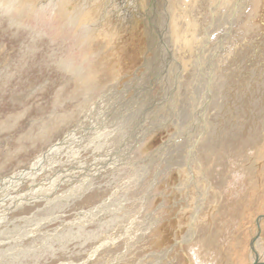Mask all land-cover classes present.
Here are the masks:
<instances>
[{
	"label": "rangeland",
	"instance_id": "rangeland-1",
	"mask_svg": "<svg viewBox=\"0 0 264 264\" xmlns=\"http://www.w3.org/2000/svg\"><path fill=\"white\" fill-rule=\"evenodd\" d=\"M60 1L0 0V185L83 130L105 92L117 91L99 119L112 115L123 141L139 143L125 173L103 171L72 197L78 181L61 184L50 200L13 211L0 226V264H82L103 241L87 264H253L256 237L264 243V0H161L158 56L147 32L160 39L156 0H70L64 15ZM83 12L92 14L74 25ZM217 131L231 150L204 162ZM53 176L35 184L52 188ZM86 215L95 219L70 224ZM136 217L157 222L132 247L125 233Z\"/></svg>",
	"mask_w": 264,
	"mask_h": 264
},
{
	"label": "bare ground",
	"instance_id": "bare-ground-1",
	"mask_svg": "<svg viewBox=\"0 0 264 264\" xmlns=\"http://www.w3.org/2000/svg\"><path fill=\"white\" fill-rule=\"evenodd\" d=\"M16 1H19V0H16ZM156 1L159 4L158 5L156 4V6L154 5L155 7H153V9L151 8L152 9V13H150V14L152 15V17L154 19H152L150 17L151 18L150 20H151V23L153 24L152 27L156 28L155 30H157L159 32L160 39L158 38L159 36H157V35L155 36L153 29H150L148 27L147 32H151V33L153 32L152 33V36L153 37L150 38V39H152L151 40L152 41V44H154V47L157 50V54L156 55L158 56V53H161L160 52V48H159L160 43L164 44V46L166 45L165 44L166 43L165 42V36L161 33L162 31H160L161 28L159 27V24L160 23H158L159 20H160V18H159V12H161L160 15H164L165 9H163V6H161V5H163L161 3V0H156ZM67 2H70V0H62V1H60V4L57 5V8H54V9L59 10V14L65 13L64 10L66 8V3ZM28 3H30V2H28ZM18 4H19V2L12 1V2H10L9 7L10 8H13V9H18V7H17ZM51 4L52 3L50 2L46 7L50 8L51 7ZM22 5H23V3H22ZM84 12L82 14H80V15L79 14L76 15V17H75V13H73L74 17H73L72 23L74 25L76 24V26H77L80 23V21L82 22V20H85V18H88L89 17V14L90 15L92 14L91 12L90 13L89 12L84 13ZM167 15L169 16L168 13H167ZM156 16L159 18L158 19V22L156 21V19H157ZM118 17H122V15H119ZM155 17H156V19H155ZM168 19L169 18L167 17V20ZM136 23H138V21ZM228 23H229V30H226V31H232V29H233L232 27L234 26V24H233V22H231V20H229ZM163 24H164V22H163ZM163 24H162V26H163ZM91 29H93V28H91ZM164 32H165V30H164ZM151 33H149V34H151ZM230 34H232V33H230ZM91 41H92V39L90 40V42ZM157 42H159V44ZM203 57H204V55H203ZM86 78H88V76H86ZM89 80L90 79L88 78L87 82ZM90 82L94 86L96 85L95 81L90 80ZM90 82H89V84H90ZM209 82H210V80H209ZM91 84L89 85L90 88H91ZM222 84H223V82H222ZM127 91L128 90H126V91L124 90L123 91L124 92L123 94H125ZM115 93H117V91H113V92L110 91V93L105 92L104 94L101 95L100 98H98L97 101L94 100L92 103H93V105L95 107L94 108L95 110L93 111V113H91L92 115L89 116L90 119L88 118L89 119V122L87 121L88 122L87 126L83 127V130H81L80 132L74 133L73 135L69 136V139L65 143L59 145V147L57 148L58 150L55 149V151H53L52 154L50 153L51 156H49L48 159L45 158L43 161H38V162L32 164L30 166V169L28 171H20L17 174L13 175L11 177V180L10 181H4L0 185V208L2 209V214L0 215V226L6 224L8 222V219H9L10 214L13 211H16L17 209H19L21 207L23 208V205L30 204L32 202L48 201V200H50V198L52 196L58 194V189H59V186L61 184H65V183L68 184V183H70L72 181L74 182V180H77L78 181L77 187H75V188L72 189V191L74 193L71 192L72 195L69 196V197H72V196L76 195V193L78 192V189H79V191L84 190V188L87 186V184L90 183L98 175H100L103 171H107L108 169H112V168H115V167L116 168L117 167H120L121 168V171L123 173H125V166L126 167H129V165H132L131 164L132 163L131 162V159H132L131 157H132V153H133L132 151H134L136 149V147H137V145L139 143V140L136 141V142L133 141L131 143H129V142L126 143L125 141H123V140H125V124L117 121L112 115H110V116H108L106 118H103V120L102 119H99L100 118V114L103 112V109L106 106H108L109 103H110V101L108 99L109 98H112L113 96H111V95H114ZM111 101H112V99H111ZM91 104L89 105L88 108H90ZM213 111H215V110H213ZM98 119H99V122L97 123V120ZM86 120H87V118H86ZM111 120H115V121L112 122ZM110 121H111V124H109L108 127L105 128L106 125L108 124V122H110ZM119 124H123V125L122 126H118ZM78 125H80V124H78ZM81 128H82V126H81ZM115 129H117L118 131L115 130ZM203 131L205 132V130H203ZM230 131H232V134L230 136H234L235 135V137L233 139H230L229 142L231 143V141L233 142V141H235L237 139V133L239 131V128H238V126L233 125V126H231ZM219 132L220 131H217L216 134L213 135L214 138L212 137V141L209 143L210 145L209 146L206 145L207 146L206 151L204 150L205 151V153H204V162L207 159H211V160H215V158L217 159L219 157V153L221 151H223L224 149H226V148H229V150H231V147H232L233 144H230L229 142H227V139H225V136L223 134L222 135H219ZM116 135H118V136L116 137ZM114 136L116 138H118V141L117 142H116V140H117L116 138L113 139ZM119 138H121L122 141L119 142V140H120ZM201 139H203V138H201ZM198 140H200V139H198ZM117 143H118V145H115ZM194 143H195V141H193V140L190 143L191 144V147H192L190 154H192V155H194L193 152H195L196 154H198L197 153L198 148H202L200 145H199L200 147H198V145L195 146ZM87 151H91L92 152L93 157H94V162L88 163V162H85L86 161L85 159H84L85 161H83V155L82 154H84ZM159 151H155L154 153H152L150 159L151 160H155V158L158 157ZM63 154H64V157L67 158L66 160L64 158H59V156H58V155L61 156ZM200 154L202 155V153H200ZM200 161H201V159H200ZM56 166H59V169L58 170L55 168ZM192 170H193V168H192ZM50 172L54 175L49 180L50 181V184L51 185L52 184L54 185L52 188H46L45 187V183H42L40 186H37L35 184V181L36 180H38L39 178L44 177L45 175H48ZM123 173H122V176L125 175ZM131 173L137 174L139 172H131ZM194 173H195V171H194ZM200 175L203 176L204 180L207 181V183L209 182V180L207 178L208 176L206 177V175H208L206 171H202ZM209 175L211 176V172L210 171H209ZM130 180H131V177L128 176L127 179H125V182H123V183L125 185H127L128 183H130ZM42 181H43V179H42ZM27 183H31V189L28 192H26L25 194H18L19 191L21 190V187H23ZM121 188L122 187H118V189L114 192L113 195L116 196L118 193H120L121 192ZM110 199L111 198H109L108 200H110ZM148 200L149 199L147 198V196L146 197L144 196V199H142V202H141V205H140V209H142V210L145 209V205L147 204ZM60 201H62V198H60ZM202 207H200L198 209L195 208L196 213L202 211ZM139 214L140 213L138 212V214L136 216H138ZM52 219L54 221L56 218L53 217ZM94 219H95V217L93 215H86L81 220H75L74 222L71 221L70 224L75 225V224L83 223V222H86V221L88 222L89 220H94ZM193 220H194V218H193ZM51 222H52V220H51ZM156 222H157V220L156 221L155 220L152 221V219H150L149 221L146 220V221H142L141 222L138 217H136L135 220H132V223L130 222L129 225L126 226L127 232L125 233L126 234L125 236H127L126 239H129L130 237L134 239L133 241L130 242L132 244L131 246L133 247V246L139 244L140 242H142L143 240L145 241L148 238V235H149L151 229L153 228V226H154V224ZM70 224H68V225H70ZM259 227L260 226H258V228ZM258 228H257V230H258ZM1 233L4 234L3 231L0 232V234ZM10 237H11V235H10ZM258 239H259V237H256V239H255V242L256 243L254 245H252V249H251L252 256H253V264H261V263H264V259H263V256H264V243H262ZM106 242L107 241H103V243H101L100 245L96 246L94 248V250H92V252L90 253L88 259H86V261H84L83 263L84 264L85 263L87 264L90 261L96 260L98 254L102 251L103 248H105V246H107V243ZM103 250H105V249H103ZM166 254H167V252H166ZM165 256L166 255H164V257ZM61 264H78V263H74V262H68L67 263L66 262V263H61ZM120 264H121V262H120Z\"/></svg>",
	"mask_w": 264,
	"mask_h": 264
},
{
	"label": "water",
	"instance_id": "water-1",
	"mask_svg": "<svg viewBox=\"0 0 264 264\" xmlns=\"http://www.w3.org/2000/svg\"><path fill=\"white\" fill-rule=\"evenodd\" d=\"M261 264H264V263H261Z\"/></svg>",
	"mask_w": 264,
	"mask_h": 264
}]
</instances>
